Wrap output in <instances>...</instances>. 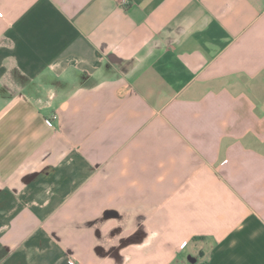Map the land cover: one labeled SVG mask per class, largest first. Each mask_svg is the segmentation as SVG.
Segmentation results:
<instances>
[{"label":"crops","instance_id":"0c3cea01","mask_svg":"<svg viewBox=\"0 0 264 264\" xmlns=\"http://www.w3.org/2000/svg\"><path fill=\"white\" fill-rule=\"evenodd\" d=\"M70 262L264 264V0H0V264Z\"/></svg>","mask_w":264,"mask_h":264},{"label":"built area","instance_id":"2783aa9c","mask_svg":"<svg viewBox=\"0 0 264 264\" xmlns=\"http://www.w3.org/2000/svg\"><path fill=\"white\" fill-rule=\"evenodd\" d=\"M122 2L125 3L126 1H122ZM70 264H73V263L70 262Z\"/></svg>","mask_w":264,"mask_h":264},{"label":"clouds","instance_id":"9594fccd","mask_svg":"<svg viewBox=\"0 0 264 264\" xmlns=\"http://www.w3.org/2000/svg\"><path fill=\"white\" fill-rule=\"evenodd\" d=\"M48 191L50 192V191H51V189L49 188V189H48Z\"/></svg>","mask_w":264,"mask_h":264}]
</instances>
